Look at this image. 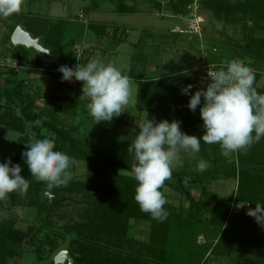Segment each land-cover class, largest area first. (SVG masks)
<instances>
[{
	"label": "trees",
	"instance_id": "trees-1",
	"mask_svg": "<svg viewBox=\"0 0 264 264\" xmlns=\"http://www.w3.org/2000/svg\"><path fill=\"white\" fill-rule=\"evenodd\" d=\"M193 4L197 5L199 11H209L224 22L237 23L244 21V23L250 24V28L246 29L242 40L231 42V48L227 50L221 44L208 39L206 32L203 35L201 44L203 49H200L198 39L189 37L186 30V35L184 34L185 41L188 48L196 56L193 63L187 60L188 65L182 68L179 67L180 70L172 67L169 70L174 71L170 72L168 70L165 74L150 75L144 70L150 54L140 57L137 55L135 57H138V59H134L131 64L129 76L138 80L135 110L140 115H144L143 121L147 116L156 122L165 119L169 122L178 120L181 121L182 132L202 137L205 133L203 121L200 117V107L202 105L198 106L195 112L189 110L187 107L189 96L182 94L181 89L191 84L193 85L191 93L201 88L206 90L210 80L209 78L200 79L191 76L188 69L201 59L206 63H215L218 66L225 60L242 61L256 71L254 86L258 92L264 93V87L256 85L258 78L264 72V36L259 37L255 34L256 31L264 30V0H159L156 7L158 10L167 8L172 16L187 19L189 8ZM115 10L119 14H124L132 13L134 8L126 5L123 1H119L115 6ZM80 15H78L79 19L82 16ZM18 22L19 20L13 24L12 29ZM29 22L31 21H28L27 24ZM29 27L28 29H30ZM32 27L30 30L33 35H39L42 44L50 51L55 49L60 52L65 47L71 48L69 63L73 67L76 65L77 60L73 47L81 41H75L72 33L68 40L66 39V32L67 30L71 31V29H68L65 21H51L48 18H40ZM95 27L94 23L88 24V28L91 30ZM98 27L104 30L105 25ZM120 35H122L121 42H124V34ZM148 35L149 33H143L134 43V49L144 48ZM180 36L182 35L179 31L169 35L160 34L161 40L159 42L155 40L157 46L153 52L159 53L161 43L175 45ZM42 56L47 57L45 54ZM84 62V60L80 62V65L84 66ZM9 73H7V76H10V78L6 77L3 80L7 86L3 88V91H1L3 94L0 95H4L6 101H10V98L14 95H19L24 83L17 80L16 74L11 71ZM0 75H2L1 70ZM8 85L11 86L8 87ZM22 95L25 96L24 93ZM37 101H39L37 96H26L20 115L15 114L9 108L0 113V126L23 133L25 124H28L33 133L31 140H28L25 134L20 136L17 142L20 152L15 157L10 158L13 164L22 166L21 175L29 180V188L24 193H9L6 199L0 200V264H10L11 259L22 254L25 245L35 246L36 242L38 245V247H35L38 254L37 259L39 261L44 258L49 260L60 251V243L64 241L65 236L68 234L75 235L73 239L70 237L69 248H67L74 264H142L136 262V260L125 259L120 261L113 259L106 251L108 246L117 248L128 242V229L131 220L149 222L150 225L149 259L143 264H168L166 259L168 257L172 222L171 215L168 213L167 219L160 222L153 219L151 214L141 211L135 200L137 181L133 176L122 173V171H128L132 174L131 170L135 164L133 153L125 151H120L117 154L104 153L100 147L101 145L75 137V127L67 125L54 111H51L48 107L38 105ZM121 119L122 116H119L114 122L115 125L120 126ZM107 129L103 127L98 137H104L107 134ZM53 135L55 137V149L67 153L75 160L74 165L69 169L70 173L75 170L77 161H83L88 170L89 179L93 180L95 186L100 189H96L92 193V212L89 219L67 225L63 232L53 231L48 222L47 214L63 203V196L59 195L56 198L54 196L53 203L49 206V198L45 195L48 190L47 182L36 180L31 175L22 156V153L27 150V143ZM194 156L193 161L186 159L183 167L174 169L172 179L166 180L163 185V187L168 186L178 190L188 202L189 218L198 219L199 214L203 210H207L204 201L196 199L187 187L190 179L203 186L212 180L223 178L226 174V176H230L237 181L236 201L247 203L249 208L252 209L255 208V203H264V139H261L258 143L254 142L246 149L231 152L227 155L224 154L220 144L202 142L200 152ZM200 160L206 161L211 169L204 172L198 171L197 164ZM192 165L195 167L193 171L190 170ZM186 177L188 178L187 183H185ZM51 190L58 189L53 188ZM231 200L232 197L218 198L214 206L208 209V223L219 229L216 240L210 248V255L219 260V264H264V227H261L253 217L248 216L247 212H230ZM19 207L35 208L43 213L44 217L41 219V225L33 226L27 231H21L15 226L16 219L2 216V214L9 213L12 209ZM41 254L45 256L42 258ZM225 258H229V262H220ZM202 264L210 263L204 262Z\"/></svg>",
	"mask_w": 264,
	"mask_h": 264
},
{
	"label": "rangeland",
	"instance_id": "rangeland-1",
	"mask_svg": "<svg viewBox=\"0 0 264 264\" xmlns=\"http://www.w3.org/2000/svg\"><path fill=\"white\" fill-rule=\"evenodd\" d=\"M119 1H123L126 3V5H130L134 8L132 14H121L111 17L113 19H117L120 22V25L126 26L130 29V33L128 32V34L125 35L126 38L129 36L128 39L132 41L133 37L135 38L138 36L139 29H137V26H139L140 29H146L148 33L151 29L159 32L163 29L160 24L172 25L175 18L178 20L176 21L180 23V26L175 27V30L177 32L179 31L182 35L180 36V39H178V45L183 51L182 53L185 52L184 49H187V42L185 41L184 34L187 30L186 27L188 20L186 18L172 16L167 8L164 10H158L156 3L159 0H71V2H75L74 5H76V7L72 9L74 11H71V13H75L77 10L84 7L85 9L92 11L100 9V11L107 13L106 15L111 16V13L116 12L115 6ZM28 2L30 4H28ZM46 3V0H22V5L18 12L12 13L8 16L0 15V25L4 24L6 28L10 27L11 24H14L16 20L20 18L19 22H21L23 25L27 26L26 23L31 21L28 23V26H35V23L38 19L35 18V16L40 15L41 13L39 12H43L41 11L40 7L43 5V9H45ZM94 4L98 5V7L93 10V8L91 9V6ZM28 5L30 6L27 7ZM61 7L62 5H60V8ZM47 12L48 11L45 10L44 14H47ZM198 17L203 27L204 33L206 32L208 36V39L217 44H221L226 50L231 48V42L242 40L246 33V29L250 28V24L244 23V21L237 23L224 22L221 18H217L209 11L198 10ZM161 18L165 19V21L160 20ZM63 19L68 20L66 17ZM91 20L95 21L93 19ZM67 27L68 29H71V31L67 30L66 32V39L68 40V38L71 36V33L73 35L74 30L73 25L70 23L67 24ZM7 29L12 30V28ZM141 31L142 30H140V33ZM255 34L259 37H263L264 30L256 31ZM156 35H158V33H156ZM159 35L155 38H152V40L154 42L155 40L156 42H159L161 40ZM89 36L90 33H88L86 36L87 40L89 39ZM5 39L6 44L8 45L10 41L8 38ZM118 40L122 41L121 38ZM13 50L17 59L20 60L21 63L27 62L29 55L31 56V54H34L33 49H25L22 48V46L16 48L14 47ZM0 63V70L2 71V75H0L1 95V93L3 94L1 91H3V88L7 86L3 80L6 77L10 78V76H7V73L11 71L12 73L16 74L17 72L11 67L2 66L3 62ZM182 67L183 65L181 64V68ZM23 82V88L20 94L12 96L10 101H6L4 95L0 96V113H3L5 109L9 108L15 114L20 115V110L24 101L26 100V96H35L34 91L38 90L40 94H42L41 96L44 98L47 99L49 96L52 97L51 102L53 104L52 108L49 109L54 111L56 115L62 118V121H64L67 125L75 127V137L83 138L84 141L91 142L96 145H101L100 147L104 153L117 154L120 153V151L130 153L128 152V148L137 135V132H135V129H133L134 127H132V124L129 122L131 120V116L134 111L133 106L136 101V92L132 88L131 97L126 107L127 112L125 114L127 117L125 118V116L122 114L120 115L122 116L120 126H117L114 123L118 117H114V121L113 119L111 120L113 121L112 124L111 121L108 124H106L105 121L99 122L103 126H108H105L108 128L107 134L101 138L98 137L101 131L97 132L98 128H96L98 127L96 125L99 123L95 124L94 118L89 114L87 108L88 104H77L74 106L77 108L75 111L73 108L70 109V107L67 106L70 103L67 101L65 95L56 93L54 94V88L48 85L49 83H46L47 81L41 82L42 86H39L38 82ZM9 86L11 85H8V87ZM43 91H45V94L42 93ZM22 93H24L25 96H23ZM37 104L40 105L39 101H37ZM83 107L86 108V110L84 109L83 111ZM71 112L73 113L71 114ZM100 127L103 128L102 126ZM23 134L27 135L28 140H31V137H33V133L31 132V129H29L28 124H25L23 133L13 131L5 126H0V162L13 158L20 152L17 142L20 136ZM181 156L183 163L186 159L189 161H193L195 159V156H189L186 153H182ZM179 168L180 167L178 166L175 169ZM209 169H211L210 166L207 168V170ZM190 170H195V167L192 165ZM122 173L133 176L128 171H122ZM71 176L72 179L66 186L56 187L58 190H47V192H50V194L53 197L55 196V198L59 195H62L64 198V201L61 205L47 213L48 222L53 231L56 232H63L65 226L67 225L87 221L92 212V193H94V190L96 189L100 190L97 186H95L94 181L89 179L88 170L83 161L76 162L75 170L71 172ZM187 187L196 199H201L202 202L204 201L203 203H205L207 210H203L202 213L199 214L198 219H191L188 217L189 204L180 194V192H178V190L175 188L168 186L162 188L161 191L167 200L163 207L171 215L172 220L169 235L168 257L166 262L168 264H202L204 262H208L210 264H219V260L215 261L216 258H213L210 255V248L213 242L216 240L219 229L208 223V209H211L214 206V203L218 198L225 199L227 197H232L229 209L230 212L246 213L249 210V205L247 203L238 202L235 200L237 181L230 176H226V174L223 178L212 180L203 186H200L197 182H194L192 179H190L187 183ZM2 216L8 217L9 219H16L15 226L21 231H27L33 226H40L41 219L44 217V214L40 213L35 208L19 207L12 209L9 213L2 214ZM149 231V222L131 220L128 229V242L126 244H121L117 248L108 246V248H106L108 255L113 259L120 261L128 259L131 261L136 260V262L142 264L146 263L149 259ZM70 237L73 239L75 238V235H66L64 241L60 243V250L63 248H69ZM35 247H38L37 242L35 246H29V244L25 245L22 249L23 255L21 254L18 259L10 260V264H50L52 262L51 258H49V260L44 258L45 260L43 259L42 261L37 259L38 254L37 251H35ZM45 253L47 252L45 251ZM41 256L43 258L45 255L41 254ZM225 262H229V258H225Z\"/></svg>",
	"mask_w": 264,
	"mask_h": 264
},
{
	"label": "clouds",
	"instance_id": "clouds-1",
	"mask_svg": "<svg viewBox=\"0 0 264 264\" xmlns=\"http://www.w3.org/2000/svg\"><path fill=\"white\" fill-rule=\"evenodd\" d=\"M22 0H0V15L18 12ZM215 67V66H213ZM62 80L73 78L82 82L83 95L90 98L87 105L95 124L110 122L119 117L131 97V78L112 63L94 59L84 66L63 65L59 69ZM210 83L191 93L193 85L181 89L189 96L187 107L195 112L200 107V117L205 133L202 137L181 131V121L147 118L137 124L140 131L131 142L128 152L133 153L135 164L133 178L137 181L135 200L141 211L163 222L168 217L163 207L167 200L161 191L166 180H171L173 170L183 167L181 154L194 156L201 150V143L220 144L224 154L250 147L264 139V93L257 91L254 70L238 60H225L218 70L207 73ZM203 98V100H202ZM39 123V121H37ZM55 137H44L26 144L22 156L33 177L46 181L49 190L66 186L72 179L69 169L75 160L67 153L56 150ZM209 164L200 160L197 170L204 172ZM22 166L9 159L0 163V200L9 193H24L29 180L21 175ZM188 178H185L187 183ZM46 196L50 192L45 193ZM247 215L264 227V203H255Z\"/></svg>",
	"mask_w": 264,
	"mask_h": 264
},
{
	"label": "crops",
	"instance_id": "crops-1",
	"mask_svg": "<svg viewBox=\"0 0 264 264\" xmlns=\"http://www.w3.org/2000/svg\"><path fill=\"white\" fill-rule=\"evenodd\" d=\"M46 1L47 3L45 4L46 6L45 9H43V5H41L40 8H41V11L43 12H39L41 14L35 16V18H38V19L48 18L51 21H54V20L65 21L66 26L67 24L70 23L73 25L74 31H73L72 36L75 41L77 42L82 41L86 45L93 46V47L100 49L99 54H92L88 56L86 55L87 57L85 56L86 59H84L85 62L83 65H86L89 61L94 60V59H102L105 63H112L116 67H118L124 74L129 75L130 67H131V64L133 63V60L138 59V57L144 56L145 54H150L149 57L147 58V62L145 64L144 70L145 72L151 75V74H157V73L165 74L166 72H168L170 68L172 69V67H176L175 68L176 70H180L179 67H181V64L183 66L188 65L187 60L193 63L194 58L196 57L194 55V52L191 51L188 48V46H187V49H184L185 52L182 53L183 51L178 45V40L175 45L161 43L159 53L156 54L155 51L153 52V50L156 49L155 47L157 46L156 45L157 43H155L152 40V38L156 37V33L169 35L171 33L177 32L175 30V27L180 26V23L177 22L178 20L175 18H174L172 25L160 24L163 29L160 30L159 32L155 31L154 29L153 30L151 29L149 32V35L146 38L144 48L137 50V49H134L133 47L134 43L137 42L138 38L143 33H148V31L146 29L145 30L140 29L139 26H137V29H139L138 36H136L135 38L133 37L132 41L128 39L129 36H127V38L125 37L126 41L124 42L119 41L118 39L122 38L121 37L122 35L120 34L124 33L123 36H125L126 34H128V32L130 33V29L128 27L120 25V22L117 19L111 18L114 15H121V14L117 12H113L111 13V16H109V15H106L107 13H105L104 11H100V9L92 11V10L85 9L84 7L77 10L75 13L74 12L71 13V11H74L72 9L76 7V5H74L75 2H71V0H46ZM28 4L30 3L28 2ZM60 5H62L61 8H60ZM91 5H92V2H91ZM29 6L30 5H28L27 7ZM97 7L98 5L94 4L93 6H91V9L93 8L94 10ZM45 10L48 11L47 14H44ZM79 14L82 15L80 19L78 17ZM124 14H132V13H124ZM62 17L63 18L66 17L68 20H64ZM91 19L95 21H92ZM18 20H16V22ZM160 20L165 21V19L163 18H161ZM87 23L88 24L94 23L96 27L91 30L88 28ZM19 24L23 25L21 22H18L15 26ZM26 25L27 26L23 25V27L33 35V33L30 30L33 27L31 25L29 27L27 23ZM100 25H105L104 30L98 27ZM12 27H13V24H11V26L7 28H12ZM28 27L30 29H27ZM7 28L4 26V24L0 25V62H3V60L6 58H11L17 62V64L19 65V69L16 71L17 80L38 82L39 86H42L41 82L47 81L46 83H49L48 85L54 88V91H53L54 94L56 93V94L65 95L67 98V101H69L70 103L67 106L70 107V109L73 108L75 111L77 110V108H75L74 106H76L77 104L83 105V104L90 103V98L83 95L82 82L75 80V78H73L71 82L62 80L61 78L62 74L58 70L63 65L71 66V64L69 63V60L71 59V56H70L71 48L65 47L60 52L54 49V51H51L53 54L51 56L46 55L47 57H43L42 56L43 53H40L33 49L34 54H31V56L29 55V59L27 62L21 63L20 60L17 59L14 53L13 48L15 46H13L11 42H9L8 45L6 44L5 38H8V40L10 41L9 34L11 35V32L13 31V29L8 30ZM140 30H142L141 33H140ZM88 33H90V36H89V39L87 40L86 36ZM34 37L40 38V42L42 43V39L39 35L34 36ZM17 47H20V46H17ZM22 48H25V47H22ZM137 55L138 57L136 58L135 56ZM41 66L47 67L48 71H40V70L32 69L33 67H41ZM171 71H174V70H171ZM130 78L132 81L131 88L136 92L138 80L135 78H132L131 76ZM256 85L258 87H264V72H262L261 76L258 78ZM42 93L45 94V91H43ZM34 94L35 96L39 98L40 106L52 108V102H51L52 97L49 96L46 99L43 96H41L42 94H40L38 90L34 91ZM126 107L124 111L121 113L123 116H125V118L127 117L125 114L127 112ZM133 107H134L133 109L134 111L131 116V120L129 122L130 124H132V127H134L133 129H135V132H137L136 134H138L140 129L137 124L142 123L144 115L142 114L140 115L135 110V104ZM84 109L86 110V108L83 107V111ZM113 121H114V118H113ZM113 121H111V123ZM105 123L108 124L110 122L105 121ZM99 124L96 125L98 126L96 127L98 128L97 132H100L102 130L100 126L108 127L107 125L103 126L102 124L100 125ZM18 258L19 257H15L13 259H18ZM223 262H225V260Z\"/></svg>",
	"mask_w": 264,
	"mask_h": 264
},
{
	"label": "built area",
	"instance_id": "built-area-1",
	"mask_svg": "<svg viewBox=\"0 0 264 264\" xmlns=\"http://www.w3.org/2000/svg\"><path fill=\"white\" fill-rule=\"evenodd\" d=\"M187 20H188V24H187L186 29H187V32L189 34V37H196L199 41L200 49H203L201 44H202V39H203V35H204V30H203V27L199 21L197 5L193 4V6L191 8H189V16H188ZM99 50L100 49H98L96 47L86 45L82 41L77 43L73 47V52H74L76 60H77L76 65L81 66L80 62H82L84 60V57L86 55L99 54ZM0 66H1V63H0ZM2 66L11 67L16 71L19 69V65L17 64V62L11 58L4 59ZM213 66H215V67H213ZM218 67L219 66L215 63H206V62H204V60L201 59L199 62L194 63L190 67V69H188V72L191 74V76L199 77L200 79H205V78H208L207 73L210 70H218L219 69ZM32 69L40 70V71H48L47 67H43V66L33 67ZM254 72H256V71L254 70Z\"/></svg>",
	"mask_w": 264,
	"mask_h": 264
},
{
	"label": "water",
	"instance_id": "water-1",
	"mask_svg": "<svg viewBox=\"0 0 264 264\" xmlns=\"http://www.w3.org/2000/svg\"><path fill=\"white\" fill-rule=\"evenodd\" d=\"M10 42L15 47L22 46L27 49L32 48L47 56H51L53 54L48 48L42 45V43L40 42V38L34 37L21 24L15 26V28L13 29L10 35ZM48 197H49L48 205L50 206L53 203L54 198L51 194ZM52 262L53 264H74V260L67 248H63L60 251H58L53 256Z\"/></svg>",
	"mask_w": 264,
	"mask_h": 264
}]
</instances>
